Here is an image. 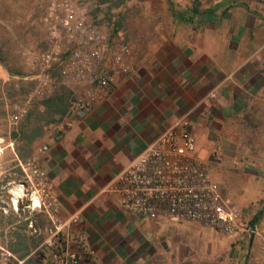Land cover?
Instances as JSON below:
<instances>
[{
    "label": "crops",
    "instance_id": "obj_1",
    "mask_svg": "<svg viewBox=\"0 0 264 264\" xmlns=\"http://www.w3.org/2000/svg\"><path fill=\"white\" fill-rule=\"evenodd\" d=\"M233 4L199 8L204 13L190 24L174 18L178 26L191 25L189 37L143 42L138 57L126 61L127 71L114 76L104 101L83 115L69 103L62 113L52 114L43 105L48 132L20 141L30 143L26 152L15 142L14 159L36 155L56 186L62 219L78 221L64 231L63 248L78 255L92 252L95 264H166L161 226L181 221L131 215L105 188L166 127L182 118L188 119L198 158L205 161L218 149L221 174L215 181L227 197L252 220L264 207V18ZM181 13L187 15L189 9ZM40 144L46 149L38 151ZM225 172L239 175L238 187L228 185ZM8 187L0 185V194L14 190ZM20 206L14 211L8 204L0 205L1 243L13 254L12 264H42L39 248L48 222L44 215ZM132 224L142 225L144 232H136ZM252 226L249 246L259 249L253 264H264V213ZM150 245H157V250ZM82 264H88L86 258Z\"/></svg>",
    "mask_w": 264,
    "mask_h": 264
},
{
    "label": "built area",
    "instance_id": "obj_2",
    "mask_svg": "<svg viewBox=\"0 0 264 264\" xmlns=\"http://www.w3.org/2000/svg\"><path fill=\"white\" fill-rule=\"evenodd\" d=\"M45 21H49L53 49L38 56L40 72L27 103L32 95L44 96L52 83L51 72L59 66L62 77L79 86L72 107L83 115L92 105L105 100L114 76L119 71H127L126 61L132 58V50L122 43L110 48L106 36L78 12L73 0L52 1ZM64 45L70 47L62 50ZM110 49L111 57H108ZM15 109L8 118L13 125L25 113L24 109L17 111V106ZM45 149L42 147L38 151ZM195 151L196 140L189 130L188 119L182 118L166 127L116 174L105 193L113 196L118 207L131 215L148 220L165 217L194 222L239 240L249 231L241 222V211L211 178L205 162ZM15 162L20 179L7 183L16 192L8 190L11 194L8 205L14 211L22 205L25 211L45 216L48 226L42 233L44 237L39 248L43 254L42 264H82L85 258L88 264H95L92 252L78 255L63 248L66 244L64 231L78 221L73 217L62 219L56 186L39 167L36 155L16 158ZM33 233L41 235V230L33 228ZM13 259L0 238V264H12Z\"/></svg>",
    "mask_w": 264,
    "mask_h": 264
},
{
    "label": "rangeland",
    "instance_id": "obj_3",
    "mask_svg": "<svg viewBox=\"0 0 264 264\" xmlns=\"http://www.w3.org/2000/svg\"><path fill=\"white\" fill-rule=\"evenodd\" d=\"M52 1L54 0H0V149L3 148V153H0V185H7L11 181L18 182L20 179V172L13 155V150L16 151L17 148L15 142L18 148L24 146L23 150L26 152L30 150V145L26 143L22 145L20 141L31 139L33 135L38 137L41 132H48L50 124L47 123L43 102L61 92H70L74 97V93L80 90L79 86L63 78L59 69L51 72L52 83L45 90L44 96L32 95L30 103H27L36 85L35 77L40 72L38 56L53 49L48 30L49 21H45L48 6ZM193 2L194 0H73L78 12L93 22L106 36L110 48L117 43L126 44L132 50V58L138 57V49L143 42H171L177 38L189 37L192 31L191 25L178 26L173 16H170V10L184 12ZM234 2L251 8L258 16L264 18V0H197L200 9L214 4H219V9L228 8ZM58 33L62 32L58 30ZM68 47L70 45H64L62 50ZM111 52L112 50L108 57H111ZM64 56L63 54L62 57ZM8 93L13 97H8ZM15 106L17 111L24 109L25 113L16 125H13L8 118L16 112ZM28 115L32 116L29 120H27ZM20 126H24L23 135L20 130L18 132ZM38 127H42L41 131L37 130ZM14 132L17 133L16 137L12 136ZM9 143H12L13 147L9 146ZM42 146L44 144H40L39 147ZM219 154L218 149L215 148L213 152H209L208 159L204 161L214 181L221 174L216 166L220 160ZM224 176L228 185L238 187L239 175L225 172ZM220 186L222 187L221 184ZM225 192L224 189L223 193L226 195ZM10 198V193L0 194V205L10 204ZM261 210H264V207ZM240 211L241 222L249 231L239 240L217 230L203 228L199 224L198 226L197 223L196 225L173 221L163 223L161 227L166 241L160 246L164 248V251H161V254H164V262L166 264H253L254 258L258 257L256 251L259 249L254 246L251 250L249 239L254 235L252 231L255 229L251 225L250 213H246L242 208ZM131 226L136 232H144L142 225ZM138 235L134 234L136 237ZM149 247L158 248L157 245ZM157 255L151 258L156 260Z\"/></svg>",
    "mask_w": 264,
    "mask_h": 264
},
{
    "label": "trees",
    "instance_id": "obj_4",
    "mask_svg": "<svg viewBox=\"0 0 264 264\" xmlns=\"http://www.w3.org/2000/svg\"><path fill=\"white\" fill-rule=\"evenodd\" d=\"M171 15L173 16V18L179 20V21H183L187 24H190L194 21V17L195 16H201L204 12L199 10L198 7V3L197 0H194L192 6L189 8V13L186 14H182L181 12H177L174 10H170ZM66 57V56H65ZM60 68L59 66H56L52 72L58 71ZM9 87V86H8ZM7 87V88H8ZM6 88V89H7ZM64 90V88H63ZM62 91V90H61ZM65 91V90H64ZM13 95L11 93H8V97H10ZM71 96V98H70ZM73 95H71L70 92H61L59 95L58 94H54L53 96H50L49 98H47L44 102L43 105L46 107V109L50 110V114H52L51 112H55V113H62V111L64 110L66 103H69V105L73 104L74 101V97H72ZM30 115H28L29 117ZM24 126H20V128L18 129V132L20 130V133L23 135V128ZM17 133H12L13 137H16ZM30 144V143H28ZM264 213V210H261L258 212V214L255 215V217L252 220V225L254 223H256L259 219L260 216Z\"/></svg>",
    "mask_w": 264,
    "mask_h": 264
},
{
    "label": "bare ground",
    "instance_id": "obj_5",
    "mask_svg": "<svg viewBox=\"0 0 264 264\" xmlns=\"http://www.w3.org/2000/svg\"><path fill=\"white\" fill-rule=\"evenodd\" d=\"M35 202V201H34Z\"/></svg>",
    "mask_w": 264,
    "mask_h": 264
}]
</instances>
